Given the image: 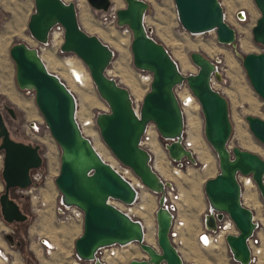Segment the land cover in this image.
<instances>
[{
  "label": "water",
  "instance_id": "1",
  "mask_svg": "<svg viewBox=\"0 0 264 264\" xmlns=\"http://www.w3.org/2000/svg\"><path fill=\"white\" fill-rule=\"evenodd\" d=\"M173 1L178 20L186 31L191 34L215 31L220 44H235L236 32L225 21L219 0ZM253 1L260 16L252 28V38L264 46V0ZM87 2L93 9L101 11L112 6V0ZM124 2L125 7L116 11V23L131 31L130 50L135 68L151 75L148 90L136 110L129 90L107 73L113 50L97 35L81 27L74 2L33 0L34 11L27 29L35 42L44 44L56 24L62 27L60 50L75 54L84 63L99 96L109 107L108 112H98L95 117L101 140L112 156L128 167L150 192H162L164 182L150 164L149 151L139 146L148 123H153L162 137L179 138L165 147L170 158L197 162V157L181 144L185 120L173 90L179 83L188 85L200 106L204 137L218 161L217 174L206 179L203 185L206 203L216 211L218 219L226 213L233 222L236 234H227L225 243L233 260L246 264L250 260L247 239L252 235L255 223L253 211L242 201L240 177L252 180L264 205V159L254 152L229 145L232 134L229 103L212 85L214 79L222 80L216 61L201 52H191L189 57L197 72L182 73L166 47L149 34L144 24L149 4L145 0ZM9 55L15 66L17 87L34 92L35 103L49 134L60 149L55 186L64 203L76 206L83 213L82 233L74 241V253L87 260L93 258L100 247L135 243L147 258H133L128 264H185L170 241L171 214L163 206L162 197L155 211L156 242L160 252L145 242L143 228L137 219L110 203L111 199L132 203L136 197L135 189L101 158L91 140L82 133L76 120L75 95L58 75L49 71L39 50L24 41H16L10 46ZM241 59L253 90L264 103V52H249ZM7 109L14 117L13 109ZM245 120L254 137L264 144V119L246 115ZM0 154L1 217L7 224L25 222L28 214L11 191L30 186V172L42 167L44 159L39 144L11 137L1 105ZM205 218L206 226L215 229L214 215L207 213ZM5 239L11 245L15 244L13 234H6Z\"/></svg>",
  "mask_w": 264,
  "mask_h": 264
},
{
  "label": "rangeland",
  "instance_id": "2",
  "mask_svg": "<svg viewBox=\"0 0 264 264\" xmlns=\"http://www.w3.org/2000/svg\"><path fill=\"white\" fill-rule=\"evenodd\" d=\"M145 1L149 4V7L144 16V24L149 29V34L166 47L182 73L197 72V67L191 62L189 57L191 52H201L216 61L222 80L217 81L214 79L213 87L220 91L229 103V116L232 123L229 145L231 147L239 146L242 149L258 154L264 159V144L254 137L245 120L246 115L264 119V103L253 90L241 62L243 54L264 52V46L255 43L252 38V28L260 16L254 1L219 0L223 7L225 21L236 32L234 45L220 44L216 39L215 31L199 34H191L186 31L178 20L173 0ZM123 7H125L124 0H112L111 8L107 11H101L93 9L87 0H77V13L81 27L88 33L97 35L114 52L107 68L108 75L129 90L133 105L138 108L139 103L148 90L149 82L142 79V76L147 73L136 69L133 65L130 50L131 31L126 26L121 27L116 23V11ZM33 11V0H0V105L11 137L17 141L40 145L44 159L43 169H48L50 172V177L44 185V193L48 199L59 193L54 179L59 171L60 149L49 134L35 103L34 92L32 90H20L16 85L15 66L9 55L10 46L16 41H24L39 50L49 71L58 75L75 95L77 103L76 114L79 121H85L96 116L98 112H108L109 107L99 96L84 63L75 54L65 53L60 50V45L63 41L61 33L54 32L46 45H40L32 39L27 29V22ZM239 11H244L246 14L244 21L237 19ZM55 37L57 38L55 39ZM244 39L247 41L246 52L239 49L240 42ZM185 60L187 62H184ZM181 61L185 63V67L181 65ZM183 62L182 64L184 65ZM187 64L188 66H186ZM74 67L84 72L86 76L85 86H78L71 79L70 71ZM5 106L13 109L14 118L6 112ZM31 124L36 126V130L31 128ZM185 129L189 137L194 140L196 163L183 161L182 174L176 177L169 171L171 167L167 156L160 147H157L159 148L158 151H160H156L157 153L155 152L154 156L155 166L159 175L163 176L162 178L165 180H171L182 193L180 206L183 209V216L186 222L184 244L181 248L183 260L185 264L191 262L196 264H235L231 260L225 245L220 244L215 247L201 248L193 240L192 232L194 227L202 219L207 207L203 185L206 179L217 174L218 161L215 152L204 137L203 120L200 111L195 113L194 117L187 119ZM90 131L92 134L89 133ZM90 131L88 133L90 134L89 139L92 145L106 162L115 165L116 159L101 140L97 130L95 132L93 130ZM159 164L161 167L164 166V169L169 167L170 169L167 168V170L169 169L170 173L167 170L162 171V168L159 170ZM1 170L2 155L0 154V193L3 191ZM11 195L28 214V219L25 222L9 225L3 221L0 214V234L3 236L4 234H13L14 246L21 252L25 260L24 264H36V255L29 249L31 237L28 236L27 231L37 214L31 210L30 202L27 198H20L14 191H11ZM143 195L146 207L145 219H147V224H149L147 234L150 241L149 244L153 246L150 224L157 209V196L151 192H145ZM242 201L246 207L253 211V215L255 214L258 217L264 214V205L254 183L248 187L242 185ZM10 229L13 230L12 233L9 231ZM132 256L142 259L140 248L136 244L131 245L128 251L118 258L121 262L126 263L132 259ZM74 257L69 250L55 252L51 257H46L45 264H79L74 260Z\"/></svg>",
  "mask_w": 264,
  "mask_h": 264
},
{
  "label": "built area",
  "instance_id": "3",
  "mask_svg": "<svg viewBox=\"0 0 264 264\" xmlns=\"http://www.w3.org/2000/svg\"><path fill=\"white\" fill-rule=\"evenodd\" d=\"M63 1L74 2L75 5L77 6V0H63ZM237 19L239 21H244L246 19V17L244 16V11L238 12ZM53 32L63 34V29L59 24H56L53 27L52 31L50 32V38ZM47 43L48 42L44 44H40V43L38 44L46 45ZM70 73L72 74V72ZM147 74L150 76V80H151V75L149 73ZM72 78H73V81L77 85L81 83L80 80L74 74H72ZM212 85H213V81H212ZM173 90L178 100L179 106L182 110L184 120L186 123L187 119H189L190 117L191 118L194 117V114L200 111L199 103L185 82L175 85ZM136 109L137 107H135V110ZM95 117L96 116H93L89 119H86L85 121H79L77 119V114H76V120L79 124V127L82 133L87 138H89L90 134L86 131V129L91 128L93 132L97 130V127L95 124ZM31 128L36 130V126L34 124H31ZM178 140H179L178 137H162L158 133L155 125L153 123H148L145 127L143 134L140 137L139 146L149 151L150 157H151L150 164L152 165V167L155 169L157 173H158V170L154 162V156H155L154 147H155V144L158 147H160V149H162L167 156L168 163L171 167V170H170L171 174L176 175L178 172H181L182 170V162L183 161L188 162V161L185 158H181L180 160H175V159L170 158L166 153L165 147L171 142H175ZM181 144L186 149L190 150L194 155L196 154L194 141L191 139V137H189L185 127H184V134L181 140ZM115 163H116L115 165L113 164L111 165L120 175H122L123 178H125L126 180L130 182L131 186L135 189L136 197H135V200L130 204L123 203L121 201H117L114 199H111L110 203L116 206L118 209H120L124 213H126L131 218L137 219L140 222L143 228L144 240L146 243H148L146 240L148 239L147 228L149 227V224H147V219H145L146 213H144V211H146V208H145V201L143 199V194L145 192H150V191L139 181V179L136 176H134L133 172L128 167L122 165L117 160L115 161ZM49 177H50L49 170L48 169L44 170L43 166L40 168L34 169L30 172L31 185L26 188L18 187V188L13 189L12 191H14L20 198H27L30 202L31 210L34 211L36 214H39L43 211V209H45L48 206L49 199H47L44 193L45 192L44 185L47 182V179ZM161 179L164 182V190L159 193H156V192L155 193L151 192V193L157 196V204H158L159 198L162 197L163 206L171 214V225L169 229V238H170L171 243L175 246V248L181 254V248L183 247L184 238H185L184 231L186 227V222L183 216V209L180 206L182 193L173 184L171 180H167V179L165 180L162 177ZM53 197L56 200L55 221L57 223L69 224L74 221L82 223L83 213L79 208H77L76 206H72V205H68L64 203L60 193H57ZM207 213H211L214 215L215 223H216L215 229H211L206 226L205 215ZM216 216H217L216 211L212 207L207 205L206 212H204L203 214V217L201 219V226L197 233V244L201 248H208L211 246L215 247L220 244H223L226 246V243H225L226 235L236 234V228L226 213H223L221 219H218ZM253 222L255 223V229L252 235L247 239V245L250 250V260L246 264H264V214L258 217L254 214ZM9 225H13V224H9ZM150 225L152 229L151 231L152 233L151 235L153 239L152 242L154 243L153 248H155L157 252H160L159 247L156 242L155 213H154V218L152 219V223ZM9 231L11 233L13 232L12 229H10ZM38 242L44 248L45 254L51 255L53 249L55 248V245L52 242H50L46 237L38 236ZM133 244L135 243L113 244L109 246L100 247L95 252L94 257L91 259H87V260L81 259L75 253H74V256H75L76 261L79 264H111L114 260L118 259V257L125 254V252H127L129 247ZM140 252H141L142 258H147V256L141 250ZM229 254H230L231 260L235 264H243V263L234 261L233 258L231 257L230 251H229ZM8 262H9V257L7 253L0 247V264H7ZM191 263L194 264V262H191Z\"/></svg>",
  "mask_w": 264,
  "mask_h": 264
},
{
  "label": "crops",
  "instance_id": "4",
  "mask_svg": "<svg viewBox=\"0 0 264 264\" xmlns=\"http://www.w3.org/2000/svg\"><path fill=\"white\" fill-rule=\"evenodd\" d=\"M48 206L36 215L32 225L29 227L27 234L31 237L29 249L36 255V264H45L46 257H51L55 252L69 250L74 255V241L82 233V223L71 222L69 224H59L55 221L54 197H49ZM205 208V207H204ZM203 208V210H204ZM50 212V213H49ZM201 226V220L192 232L193 240L197 243V233ZM2 234H0V247L7 253L9 262L7 264H24V258L19 249L14 244L11 245ZM39 237H46L55 245L51 255H46L44 248L38 242ZM182 256V255H181ZM135 258L132 256V259ZM183 258V257H182ZM74 260L76 261L75 257ZM131 260V259H130ZM129 262V261H128ZM123 263L118 258L111 264H128ZM188 264V263H187ZM194 264H196L194 262Z\"/></svg>",
  "mask_w": 264,
  "mask_h": 264
},
{
  "label": "bare ground",
  "instance_id": "5",
  "mask_svg": "<svg viewBox=\"0 0 264 264\" xmlns=\"http://www.w3.org/2000/svg\"><path fill=\"white\" fill-rule=\"evenodd\" d=\"M80 2V1H79ZM116 2V1H115ZM117 3V2H116ZM79 5H81V4H79ZM21 8V7H20ZM24 8V7H23ZM249 8V7H248ZM22 9V8H21ZM19 10V9H18ZM251 10V9H250ZM19 11H21V10H19ZM252 11V10H251ZM244 16L246 17V14L244 13ZM17 20V19H16ZM17 22V21H16ZM19 23V22H18ZM17 24V23H16ZM11 26V25H10ZM16 26V25H15ZM15 31V30H14ZM16 31H18V30H16ZM54 33V32H53ZM53 33L51 34V38H52V35H53ZM21 37V36H20ZM57 37H55V39H56ZM121 42H123V41H121ZM120 42V43H121ZM249 43V42H248ZM247 45V41L244 39V40H242L241 42H240V45H239V49L241 50V51H243V50H245V52H246V46ZM249 45V44H248ZM249 48V47H248ZM207 49V48H206ZM122 50V49H121ZM210 51H211V49H210ZM123 53V52H122ZM211 53V52H210ZM211 56V55H210ZM228 57V56H227ZM43 59V58H42ZM182 59V58H181ZM44 61V60H43ZM233 61V60H232ZM182 62L183 61H181V65L182 66H184L185 67V63L184 62H187L186 60L183 62L184 63V65L182 64ZM234 64V63H233ZM233 64H231L232 66H233ZM47 66V65H46ZM186 66H188V64L186 65ZM183 67V68H184ZM184 69H187V68H184ZM189 70V69H188ZM236 71V70H235ZM70 72H72V74H74L79 80H80V84H78V86H85V81H86V76L84 75V72L82 71V70H79L78 68H76V67H74ZM72 74H71V79L73 80V78H72ZM142 79L143 80H146L147 82H149V80H150V76L148 75V74H146V75H143L142 76ZM75 83V82H74ZM71 85V84H70ZM71 90V89H70ZM250 100V99H249ZM252 102V101H251ZM29 106V105H28ZM25 108V107H24ZM255 109V108H254ZM90 130H92L91 128H89ZM89 129H87L86 131L87 132H89L90 130ZM89 133H91V131L89 132ZM92 134V133H91ZM242 135V134H241ZM242 138H245V137H242ZM192 139V138H191ZM246 139V138H245ZM193 140V139H192ZM194 141V140H193ZM199 143V142H198ZM196 144H197V142H196ZM93 147H94V145H93ZM158 146L155 144V147H154V151L156 152V151H158V149L159 148H157ZM95 148V147H94ZM206 149V148H205ZM95 150H96V148H95ZM97 151V150H96ZM160 151V150H159ZM158 151V152H159ZM97 153L100 155V153L97 151ZM157 153V152H156ZM155 153V154H156ZM101 156V155H100ZM158 156V155H157ZM165 157V156H164ZM101 158H103L102 156H101ZM158 160H160V159H158ZM161 161V160H160ZM159 161V162H160ZM158 162V163H159ZM157 163V164H158ZM161 164V163H160ZM160 164H159V170L162 168L163 170L162 171H164V170H167V168H169V167H167L166 169H164L163 167H161L160 166ZM162 164H164V163H162ZM166 165H167V163H165ZM165 165V166H166ZM168 166V165H167ZM170 169V168H169ZM168 169V170H169ZM167 170V171H168ZM161 171V172H162ZM170 171V170H169ZM168 171V172H169ZM166 172V171H165ZM164 172V173H165ZM170 173V172H169ZM163 174V173H162ZM181 172H178L177 174H176V177H178V176H181ZM166 176H167V174H165ZM163 177V176H162ZM168 177H169V174H168ZM167 177V178H168ZM171 177V176H170ZM173 177V176H172ZM176 179V178H175ZM240 181L242 182V185L243 186H245V187H248V186H251V185H253V182H252V180L249 178V177H240ZM144 196V195H143ZM251 197V196H250ZM148 204V203H147ZM146 208V207H145ZM50 213V212H49ZM141 213H143V212H141ZM144 213H146V211H144ZM147 242L148 243H150V241H149V239H147Z\"/></svg>",
  "mask_w": 264,
  "mask_h": 264
},
{
  "label": "flooded vegetation",
  "instance_id": "6",
  "mask_svg": "<svg viewBox=\"0 0 264 264\" xmlns=\"http://www.w3.org/2000/svg\"><path fill=\"white\" fill-rule=\"evenodd\" d=\"M4 108H5L6 112H8V114H10V115L12 116L11 112L7 109V106H5ZM13 114H14V112H13ZM12 117H13V116H12ZM14 117H15V114H14ZM14 117H13V118H14Z\"/></svg>",
  "mask_w": 264,
  "mask_h": 264
}]
</instances>
